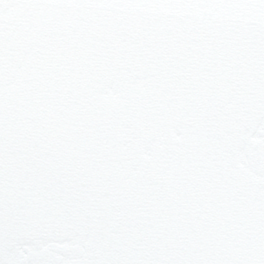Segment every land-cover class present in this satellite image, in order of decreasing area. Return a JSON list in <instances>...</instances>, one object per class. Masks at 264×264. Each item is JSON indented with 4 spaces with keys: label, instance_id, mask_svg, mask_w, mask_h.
<instances>
[{
    "label": "snow or ice",
    "instance_id": "snow-or-ice-1",
    "mask_svg": "<svg viewBox=\"0 0 264 264\" xmlns=\"http://www.w3.org/2000/svg\"><path fill=\"white\" fill-rule=\"evenodd\" d=\"M0 264H264V0H0Z\"/></svg>",
    "mask_w": 264,
    "mask_h": 264
}]
</instances>
